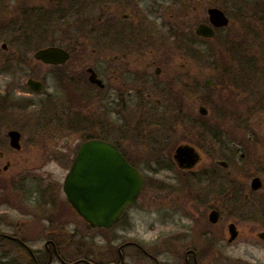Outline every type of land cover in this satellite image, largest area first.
<instances>
[{"label":"flooded vegetation","instance_id":"1","mask_svg":"<svg viewBox=\"0 0 264 264\" xmlns=\"http://www.w3.org/2000/svg\"><path fill=\"white\" fill-rule=\"evenodd\" d=\"M163 1H168L166 4L168 8L173 6L172 2H175V0ZM41 2L42 5L32 6L29 9L31 10L30 13H28L27 10L24 12L28 13L27 15L32 14V20L29 21L25 18L24 23L27 24L33 32L37 28L41 29L39 31L41 33L46 32L47 26L51 24L54 18L70 20V17L80 15L79 17L82 18L81 20L83 23H80V25L75 24L77 19H79L75 18L76 21L71 23L75 29L74 31L82 30V32H85L83 28L85 25H89V32L101 33L100 37L103 39L104 45V62L101 63L97 57V64H85L86 67L83 68L81 74L77 73L78 71L76 73L74 72L77 70L78 65H75V67L71 65V69L69 63L75 55L80 57L78 59L79 62H82L87 56H93L90 50L96 53V49L98 48L92 46L90 42H81L79 38L64 46L56 45L69 53V59L63 64H47L38 59L36 53L43 48H39L34 55L38 62L56 67L60 69V71L62 70L61 77H85V82L81 83L82 87L83 84H85L93 88L90 92L86 93L88 98H95L97 93V99L102 102L106 114L108 115V126L106 128L107 137L86 138L79 146L75 155H73L74 157L71 159L68 173L81 146L85 142L91 139H100L112 143L118 148L125 160L137 170L144 181L142 191L135 204L130 206L122 214L116 224H122L125 221L131 223L132 219L128 217L129 212L139 204V200H143L145 197L148 182L141 167L136 161L144 156V158L139 161L149 158L148 161H151L156 168L152 170V172L155 174H159L163 171L168 172L166 176L168 177V182L158 179L154 181L155 184L152 187L153 190L157 192V195H159V193H165V197L173 198V201H177L175 198H179V195H181V202L187 206L190 201L184 200V198L187 197L184 196V193L188 192V189L178 191L180 192L178 195L176 190L180 189L176 187L179 185L183 187L184 182L190 183L191 180L196 183H211V192L209 191L202 194L203 203H201L205 205L206 211L204 215H207L209 224L207 221L202 223V219L194 220L195 226L193 235L197 238L196 240H198V235H200L203 236L204 239H210L212 243L208 245L207 242L201 250L196 247H180V250L185 249L183 254L185 264H200L199 257L201 258L203 254H205L207 248L213 246L214 252L215 247H217V245L219 247L223 241H226L227 236L228 245H233L240 237L245 236L247 241L252 242L251 245L253 247L264 251V238L262 237L264 230L243 235L240 228L242 223L255 225L262 222L261 226H264V193L262 192L264 188V138L259 137L254 131L255 129L251 127V123H246L249 125L245 128L247 133L240 132L238 128L240 123L238 120L234 122L225 121V119H223V121L218 123L221 119L218 118L215 123H203V120H207L206 116L208 115V110L206 114L202 113L201 107H204L203 105L199 107L200 115L198 116L199 119L196 120L191 105L192 77L186 73L182 74L181 72L175 71L174 67L171 66L176 50L181 53L183 52L184 57L190 58L192 33L195 34L198 40V42L194 44L205 47L208 46V44L211 45L219 33H227L223 31L228 27L215 29L216 36L212 38L197 35L196 31L199 25H211L208 9L207 18L196 21L194 24L192 21L190 0L187 2L188 4L185 6L186 9H184L183 12L182 10L175 11L171 8L161 9L159 0H41ZM195 11L196 9H194L193 12ZM43 16L49 17V20H41ZM227 17L229 16L227 15ZM15 20L16 19L10 15L8 19L9 27H15ZM38 21L39 23H37ZM36 23L37 25L35 27ZM80 26L82 27L81 29ZM160 32L163 33L162 38L160 37ZM19 44L23 45L20 46L21 48L29 46V43L20 42ZM2 49L8 52V46L6 44H3ZM99 65L103 66L104 74L100 71ZM93 72L102 80V85L91 82L90 77L93 75ZM30 77L35 76L30 75ZM69 80L75 84L77 89L80 87L77 86L76 80ZM208 82L210 81L204 83V86L207 88L210 87ZM26 84L31 93H42L34 91L28 85V81ZM43 84L45 87L44 82ZM251 86L253 87L252 84ZM77 89L71 99L72 107L70 111L73 115L75 113L79 117V114L76 113L78 110L81 108L83 109V106L87 108L86 106L89 107L90 105L94 108L92 103L93 105L95 103L91 102V100L86 97H80ZM7 96L9 99L11 98L10 92L3 97L0 95V102H4L3 104H5ZM211 97L214 98L215 96L211 95L210 98ZM76 100L77 102H75ZM79 102L83 106L80 105ZM30 105H35V103L33 102ZM163 113H167L166 115L170 117H165V115L161 117ZM82 116L85 117L84 114H82ZM163 118L168 121L167 125L164 121H161ZM200 120H202V123H200ZM72 123L79 126V120L74 118V116ZM208 124H211L212 128L210 130L204 128ZM192 127L196 129L199 127L204 128L208 134L205 135L204 140L201 142L203 151L194 146L190 141ZM166 128H169L167 142H150V137L154 136L160 129ZM182 128L183 131H181ZM12 130L19 131L18 129L11 128L7 137L0 139V162L1 160L6 161L4 169H0V202L2 201V204L13 207L19 214L28 213L26 215L36 220L33 221V219L30 218L23 220L20 218L14 223H5L9 228L0 230V242L7 241L12 244L13 247L23 249L26 255L30 257V264H52L55 259L63 264H70L64 259L63 254H65V247L62 246V242L66 240V235L62 228L63 223H61L63 221V214L65 213L61 214L60 211H58L59 209L56 208L48 209L47 207L49 206L47 205L49 204L39 202L38 196H31V194L28 196L25 192L22 193V200L25 199V202L28 204H37L38 207L22 209L19 206L12 205L14 204L13 201H16L14 200L15 189H17L18 184L14 178L15 175H9L12 169V160L8 158L9 153L7 148H4L5 146H10V149L16 153L24 147V141L20 131V147L15 148L11 145L9 133ZM128 134H131L132 137L135 136L142 139L141 142L137 139L128 138ZM114 135H116L117 138L113 139ZM179 136L182 137L178 138ZM33 141L37 146L41 145L39 141ZM150 145L153 147L151 154H136L135 151L137 146L141 147L143 150L144 147ZM45 146L46 144H43L40 150L45 149ZM188 146L195 150L198 157L197 163L192 167H186L187 162L185 160L188 159L187 155L182 154L183 157H181V160L185 161L183 162L185 166H181L179 162L180 158L177 157L179 149ZM238 155V162H234V158ZM235 163L239 165L242 164V168L246 170L256 167L258 172L252 175L250 186H239L238 179L236 180V184L231 183L230 185H224L225 180L235 181L233 179L234 170H231L232 166L233 168L235 167ZM200 165L202 166L199 175L197 169L200 168ZM244 172L246 174L247 171H243L242 173ZM177 174H179V176H177ZM26 177H28V174ZM33 177L35 178V176ZM255 178H259L261 182V186L258 189H255L253 186ZM188 185L184 184L186 187H188ZM19 189L20 187L18 186V190ZM156 192L154 194H156ZM25 196L27 198H25ZM19 202L25 204L24 201L22 202L19 200ZM67 205L70 207L68 209H70L72 213L70 215L72 220L75 216L79 220L80 216L78 212L68 200ZM50 206H52L51 203ZM196 207L197 206H195V208ZM176 212L177 211L167 209L166 215L169 216V219L164 220L162 225H170L169 228L171 230L169 241H167V248H170L167 249L166 252H176L179 255V250L173 246V242L179 243L184 241L182 239L188 238L189 235L187 234L188 231H185L186 228L184 225H175L177 223L175 219ZM212 212L218 213V220L215 223L210 220V214ZM223 221L227 223L228 233L224 228L220 227ZM1 223H3V220L0 219V224ZM44 223H47V226H45ZM231 227H233L234 232L237 234L236 238L233 240H231ZM91 228L95 229L92 226ZM176 228L181 231L176 233ZM162 234L160 233L159 236ZM42 240L45 242L46 246L44 250L39 251V249L31 247V242ZM130 244L135 245L146 257L155 261L156 264H159L155 255L145 250L142 245L136 243ZM125 246L126 245H122L118 249L120 263L112 261L104 264H124L125 259L122 248ZM216 251L220 254L223 253L222 248ZM76 252L78 253L77 249L76 251H71L72 255ZM45 257L48 259H44ZM2 258L1 260H3V262L0 261V264L7 261L10 264H16L15 260L9 259L6 255H3ZM257 260V264H263L259 258H257ZM82 262L98 264L92 260L85 259H82ZM18 264L21 263L18 262Z\"/></svg>","mask_w":264,"mask_h":264},{"label":"rangeland","instance_id":"2","mask_svg":"<svg viewBox=\"0 0 264 264\" xmlns=\"http://www.w3.org/2000/svg\"><path fill=\"white\" fill-rule=\"evenodd\" d=\"M161 9H174L175 11H184L185 6L189 0H175L173 6L168 8L166 4L168 1L159 0ZM234 0H190L192 10V21L195 24L196 21L204 20L207 18V9L209 7H220L224 9L227 15L231 18V24L239 26L238 22L235 23L233 13H236ZM236 1V0H235ZM170 3V2H169ZM42 5L41 0H0V95L2 97L7 95L8 92L11 94L9 99L7 96L6 103L0 102V139L6 138L11 128L18 129L22 133L24 147L19 152L14 153L10 146L6 147L9 153L8 158L12 160V169L10 170V176H17L14 178L17 182V189H15V198L13 206H19L22 209L26 208H37V204H28L25 199L22 200L21 196L23 192L31 194V196H38V201L47 203L48 209H59L60 213L63 214L62 222L65 236V241L62 242L64 246L65 260L73 264L76 261H80L79 264L83 263L82 259L92 260L96 263L104 264L110 262L120 263V256L118 249L122 245H126L122 248L124 255V264H156L150 258L146 257L140 252L139 248L130 243H136L142 245L145 250L149 253L154 254L158 259L159 264H185L184 250H180V247L189 246L191 248H201L208 242L210 245V239H204L203 236L198 235L197 238L193 235V229L195 226L194 220L202 219V223L209 224L208 217L205 213V205L202 197L205 192H211L210 182H184L185 185H179L176 190L179 195L182 190H187L184 193L185 201H190L186 206L180 198H175L177 201L165 197V193H159L153 190L155 180H165L168 182V172L163 171L159 174H155L152 170L156 169L149 158L143 161H137V164L141 167L145 177L147 178L148 186L146 187L145 197L143 200H139V204L133 208L128 217H131V223L127 221L122 224L118 223L114 227L103 230V229H92L81 217L78 220L76 216L71 218V211L67 205L66 195L63 191V184L66 175L69 170L73 155H75L79 146L85 139L92 136L107 137L106 128L108 126V115L103 107L100 100L97 99V93L95 98L89 99L87 94L93 88L81 83L85 82V77H61L60 69L48 66L42 62H38L34 55L39 48H46L48 46L65 44L78 40L81 42H90L92 46H95L96 53L90 52L93 56H87L79 62L78 55L73 56V59L69 63L71 65H78L77 70L74 72L81 74L85 64H97L96 60L104 62L103 53L104 45L103 39L100 37L99 32H89V25H85L82 30L74 31L72 22L76 21L75 24L83 23L80 15L76 17H70V20L54 18L51 24L47 26L46 32H39L41 29L37 28L34 32L24 23V19L27 18L29 21L32 20V14L27 15L31 12L29 10L32 6ZM169 5V4H168ZM195 7V8H194ZM194 9H196L195 12ZM28 11V13H24ZM13 16L16 22L15 27H9L8 19ZM27 15V16H26ZM49 20V17H42L41 20ZM85 19V18H84ZM39 23V21L37 22ZM35 24V27L37 25ZM78 25V26H79ZM194 26V25H193ZM29 29H28V28ZM234 27V25H233ZM82 27L80 26V29ZM88 31V32H87ZM223 32H230L229 28ZM11 33V34H10ZM227 33H222L225 35ZM39 34V35H38ZM85 35V36H84ZM195 35V34H194ZM163 33L160 32L162 38ZM29 43V46L21 48L23 46L19 44ZM191 49L190 58L184 57L183 52L176 50V54L173 57L172 67L175 71L186 73L190 75L192 89H191V105L193 112L195 113L196 120L199 119V107L203 105L208 110L207 120H203V123H215L225 121H239L238 128L240 132L247 133L245 128L249 126L246 123H251L255 132L259 137L264 138V101L261 97L264 96V77H251V80H247L248 77L243 79H232L228 77L229 73L224 74L222 70L217 69V66L213 62L211 56H209L210 45L200 47L195 42H198L197 38L191 37ZM3 44L8 46V52L2 49ZM200 55L201 57H199ZM14 56V57H13ZM209 56V57H208ZM82 58V57H81ZM13 60V61H11ZM12 65V67H11ZM185 65V66H184ZM100 71L104 74L103 66L99 65ZM231 69L230 66H227ZM79 68V69H78ZM35 76V77H30ZM29 78H34L45 83L44 90L41 94L31 93L26 82ZM69 79L77 81V87ZM256 79V80H254ZM210 81V87H205L204 83ZM236 81V82H235ZM253 81H256L253 82ZM253 82V83H252ZM253 85V87L251 86ZM199 87V88H198ZM16 89V90H15ZM76 89L80 97H86L87 99L94 102L87 108L82 104L81 108L76 113H71L72 107L71 99ZM262 89V90H260ZM261 92V93H259ZM263 93V94H262ZM100 94V93H99ZM95 95V94H94ZM214 95L215 97H211ZM25 100V102H24ZM35 105H30L31 103ZM77 102V100L75 101ZM2 105V106H1ZM79 108V107H78ZM164 110V109H163ZM248 113V114H246ZM82 114L85 115L82 116ZM167 114V113H166ZM162 114L161 117H170L169 115ZM170 114V113H169ZM73 116L79 120V126L73 124ZM219 116V117H218ZM234 116V117H233ZM89 119V120H88ZM167 125L168 121L163 118ZM202 123V120H200ZM78 126V127H77ZM77 128V130H76ZM210 130L211 124L204 127ZM204 128H191V143L198 149H202V140L205 135H208ZM183 131V128L181 129ZM245 135V134H244ZM119 136V134H118ZM128 138L137 139L141 142L142 139L132 137L131 134L127 135ZM139 137V136H138ZM169 137V128L160 129L154 136L150 137V142H167ZM179 136L178 138H181ZM117 138L116 135L113 139ZM142 138V137H141ZM33 140H37L41 143L37 146ZM167 140V141H166ZM144 142V141H142ZM46 144L45 149L40 150ZM152 146L136 147V154H151ZM203 151V149H202ZM239 155L234 158V162H238ZM6 161L0 162V169H4ZM31 166V167H30ZM200 165L197 169L199 174L201 170ZM234 176L232 180H225L224 185H230L231 183L236 184L238 179L239 186H250L252 175L257 171L256 167L251 169L242 168V164L235 163ZM153 168V169H152ZM247 171L242 173L243 171ZM28 174V177L26 175ZM200 175V174H199ZM35 176V178L33 177ZM179 176V174H177ZM187 180V179H186ZM264 181V178H263ZM167 184V183H166ZM18 186L20 189L18 190ZM243 186V187H244ZM208 190V191H207ZM156 192V194H154ZM264 193V188L262 189ZM25 198H27L25 196ZM42 198V199H41ZM179 199V200H178ZM189 199V200H188ZM24 201L25 204L19 202ZM16 202V203H15ZM157 202V203H156ZM0 202V219L3 223L0 224V230L9 228L7 222H16L17 219H33L32 217L25 214H19L13 207H9L6 204ZM20 203V204H19ZM50 203L52 206H50ZM258 203V202H257ZM195 206H197L195 208ZM167 209L177 211L175 219L177 220L176 226L184 225L185 231H188V238H184L179 243L173 242V246L179 250V255L176 252H166L167 241H169V235L171 233L170 225L163 226V222L169 219L167 216ZM162 210V211H160ZM159 211V212H158ZM207 217V218H206ZM206 218V219H205ZM158 219V221H157ZM36 219H33L35 221ZM2 222V221H1ZM6 223V224H5ZM60 223V222H59ZM262 223V222H261ZM261 223L255 225H248L246 223L241 224L242 234H250L251 232H257L264 230V226ZM47 226V223H44ZM221 228L227 231V223L221 222ZM255 229V230H253ZM176 233L181 230L176 228ZM40 233V232H38ZM162 234L159 236V234ZM159 239V240H158ZM226 241L215 247L213 252V246L207 248L205 254L200 258V264H257L259 258L264 264V251L253 247L251 241H247L245 236L240 237L233 245H228ZM31 247L39 249V251L45 249V242L33 241ZM223 249V253H219L217 249ZM78 250L74 255L71 251ZM172 249V248H171ZM176 250V251H177ZM9 252V253H8ZM6 255L9 259L16 261V264L30 262V257L26 255L23 249L19 247H13L7 241L0 242V261L3 262L2 256ZM44 259H48L45 257ZM18 261V262H17ZM8 262V261H7ZM30 264V263H29ZM52 264H63L58 260H54ZM95 264V263H92Z\"/></svg>","mask_w":264,"mask_h":264},{"label":"water","instance_id":"3","mask_svg":"<svg viewBox=\"0 0 264 264\" xmlns=\"http://www.w3.org/2000/svg\"><path fill=\"white\" fill-rule=\"evenodd\" d=\"M211 25L201 24L197 28L199 36L212 38L216 35V28L229 25V18L225 12L217 7L208 9ZM36 57L47 64H63L69 59V53L59 47H48L36 53ZM91 82L102 85L96 74L90 77ZM210 84V82H208ZM28 85L36 92L41 93L44 84L33 78L28 80ZM202 113L207 109L201 107ZM11 145L20 147L21 134L17 130L9 133ZM187 155L186 167L194 166L198 157L192 147L181 148L178 151L181 166V157ZM143 178L122 156L118 148L109 142L100 139H91L85 142L66 177L64 192L68 201L92 227L110 228L116 223L123 212L133 205L143 188ZM253 186H261L259 178H255ZM211 222L218 220V213L210 214ZM231 240L236 238V233L231 227ZM264 238V233L262 234ZM76 262L75 264H77Z\"/></svg>","mask_w":264,"mask_h":264},{"label":"trees","instance_id":"4","mask_svg":"<svg viewBox=\"0 0 264 264\" xmlns=\"http://www.w3.org/2000/svg\"><path fill=\"white\" fill-rule=\"evenodd\" d=\"M233 3L236 10L234 21L239 26L232 23L228 27L230 32L219 33L210 45L209 56L217 69L229 73L228 77L232 79L264 77V0H234ZM191 36L195 38L193 33ZM261 100L264 101V96Z\"/></svg>","mask_w":264,"mask_h":264}]
</instances>
